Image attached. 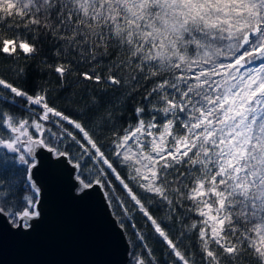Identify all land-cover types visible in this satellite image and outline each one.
I'll list each match as a JSON object with an SVG mask.
<instances>
[{
	"label": "snow or ice",
	"instance_id": "1",
	"mask_svg": "<svg viewBox=\"0 0 264 264\" xmlns=\"http://www.w3.org/2000/svg\"><path fill=\"white\" fill-rule=\"evenodd\" d=\"M0 57V232L47 161L127 264H264V0H0Z\"/></svg>",
	"mask_w": 264,
	"mask_h": 264
},
{
	"label": "water",
	"instance_id": "2",
	"mask_svg": "<svg viewBox=\"0 0 264 264\" xmlns=\"http://www.w3.org/2000/svg\"><path fill=\"white\" fill-rule=\"evenodd\" d=\"M68 173L47 161L41 165L42 216L28 233L0 232V264H127L125 245L100 211L99 192L75 198Z\"/></svg>",
	"mask_w": 264,
	"mask_h": 264
},
{
	"label": "trees",
	"instance_id": "3",
	"mask_svg": "<svg viewBox=\"0 0 264 264\" xmlns=\"http://www.w3.org/2000/svg\"><path fill=\"white\" fill-rule=\"evenodd\" d=\"M24 64H25V62L23 60L14 64L12 60L7 59L5 57H0V74L10 75L11 74L10 69L15 68V67L24 66ZM36 79H39V80H41V82H43L44 80H47L48 77L46 75L40 77V76H37L36 73H30V79L28 80V85H31L32 82ZM46 86L55 88L57 86V82H56L55 78H52L51 83L46 85ZM54 95H55V93H54ZM60 95L64 96V95H66V93H61ZM56 103L63 105L65 103V101L63 99H60V100L56 101ZM154 214L158 215V216L162 215V213L155 212V211H154ZM137 223H138L139 227H143L142 222L139 221V219H137ZM145 231H146V229H145ZM132 238H134V237H132ZM148 243L151 247H153L156 250V254L159 256L160 255V245L151 239L148 240ZM185 243H188L187 239H185Z\"/></svg>",
	"mask_w": 264,
	"mask_h": 264
}]
</instances>
